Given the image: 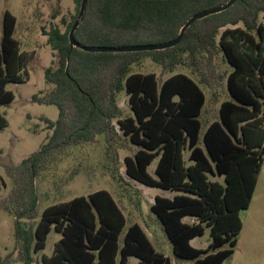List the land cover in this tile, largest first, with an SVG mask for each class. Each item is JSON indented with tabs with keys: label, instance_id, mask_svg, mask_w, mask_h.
I'll use <instances>...</instances> for the list:
<instances>
[{
	"label": "trees",
	"instance_id": "obj_1",
	"mask_svg": "<svg viewBox=\"0 0 264 264\" xmlns=\"http://www.w3.org/2000/svg\"><path fill=\"white\" fill-rule=\"evenodd\" d=\"M228 1L88 0L75 38L87 47L163 44L175 39L194 15ZM73 2L76 15L66 31L45 32L57 59L46 69L45 82L54 88L32 97L34 103L58 108L56 121L43 119L53 133L37 153L19 165H6L14 188L12 206L4 209L15 214V250L23 264L34 263L33 254L45 250L53 230L61 238L51 256H42L43 264H132L131 257L137 264H172L139 223L127 228L128 219L108 190L51 205L35 223V179L68 148L95 144L99 138L113 178L119 151L134 146L135 153L124 159L126 175L176 193L157 195L151 205L176 257L193 264H223L235 253L243 229L240 213L251 205L264 164V0H238L192 24L179 45L136 53H89L72 47L69 33L82 0ZM2 26L0 130L9 125L1 107L15 100L7 86L28 79L27 66L34 57L15 38L17 17L9 10ZM146 57L171 73L187 67L199 82L183 73L162 82L154 73H132V66ZM224 82L229 98L221 100ZM202 85L212 89L213 103H219L218 118L203 120L208 98ZM123 91L129 97L128 115L118 103ZM155 161L156 177L149 172ZM4 184L0 175V192ZM206 228L209 245L194 247L191 241ZM0 264H14L12 255Z\"/></svg>",
	"mask_w": 264,
	"mask_h": 264
},
{
	"label": "rangeland",
	"instance_id": "obj_2",
	"mask_svg": "<svg viewBox=\"0 0 264 264\" xmlns=\"http://www.w3.org/2000/svg\"><path fill=\"white\" fill-rule=\"evenodd\" d=\"M7 10L17 17L15 38L21 42L22 50L34 55L27 66L28 79L7 86L14 93L15 100L10 105L1 107L9 125L0 130V175L5 180L0 192V259L5 260L11 254L14 264H23L19 252L15 250V214L10 209H4L5 204L12 206L9 200L14 188L12 179L6 173V165H19L24 159L37 153L53 133L43 119L56 121L59 116L58 108L34 103L32 97L35 94L43 96L54 88L45 82L46 69L57 60L47 43L48 36L45 32L53 28H60L65 32L67 23L76 15V5L73 0H0V34ZM261 20L264 23V15ZM132 73H154L160 82L174 74L183 73L199 82V78L187 67L180 66L171 73L147 57L132 66ZM201 87L208 98L203 120L218 118L219 103H213L212 89L205 85ZM219 91L221 100L229 98L225 82ZM118 103L125 115L131 113L129 97L125 91L118 95ZM99 139L95 144L68 148L35 179L39 210L35 223L51 205L87 196L98 190H108L123 209L128 219L127 228L133 223H139L148 233L156 251L170 258L172 264H193L191 260L176 257L160 221L151 212V205L157 195L173 197L176 193L142 185L126 175L124 159L135 153L134 146L119 151L120 161L114 166L117 169L113 178L110 170L105 168V145L103 139ZM156 166L157 161L149 168L154 177ZM240 215L243 229L238 236V245L232 258L223 264H264V164L251 205L241 211ZM186 221L194 222L189 218ZM60 238L61 235L53 230L45 250L33 254V264H43L42 256H51ZM210 241V229L206 228L203 236L195 238L193 246L205 249ZM130 262L137 264L138 259L131 257Z\"/></svg>",
	"mask_w": 264,
	"mask_h": 264
},
{
	"label": "water",
	"instance_id": "obj_3",
	"mask_svg": "<svg viewBox=\"0 0 264 264\" xmlns=\"http://www.w3.org/2000/svg\"><path fill=\"white\" fill-rule=\"evenodd\" d=\"M237 1L238 0H229L227 3H225L222 6L215 7L206 10L202 13H199L197 15H194L183 26V28L180 31V34L175 39L163 44L133 45V46H122V47H110V46L87 47V46H82L80 43L76 41L75 38L76 31L84 21L87 11L88 0H82L79 15L76 21L74 22L73 27L69 33V40L72 47L79 48L89 53H136V52H145V51H163L179 45L184 37L185 32L196 21L205 19L211 15L222 13L228 10L230 7H232L235 3H237Z\"/></svg>",
	"mask_w": 264,
	"mask_h": 264
},
{
	"label": "crops",
	"instance_id": "obj_4",
	"mask_svg": "<svg viewBox=\"0 0 264 264\" xmlns=\"http://www.w3.org/2000/svg\"><path fill=\"white\" fill-rule=\"evenodd\" d=\"M218 109H219V107H218ZM150 168V167H149ZM167 197V196H166ZM170 197H172V196H170ZM148 234V233H147ZM149 236V235H148ZM195 240V239H194ZM194 240H192L191 241V244L193 245V242H194Z\"/></svg>",
	"mask_w": 264,
	"mask_h": 264
}]
</instances>
